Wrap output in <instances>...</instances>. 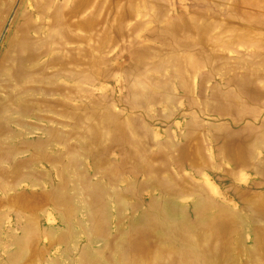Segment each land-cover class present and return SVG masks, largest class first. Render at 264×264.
Segmentation results:
<instances>
[{
	"label": "rangeland",
	"instance_id": "rangeland-1",
	"mask_svg": "<svg viewBox=\"0 0 264 264\" xmlns=\"http://www.w3.org/2000/svg\"><path fill=\"white\" fill-rule=\"evenodd\" d=\"M0 264H264V0H0Z\"/></svg>",
	"mask_w": 264,
	"mask_h": 264
}]
</instances>
